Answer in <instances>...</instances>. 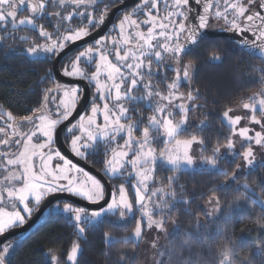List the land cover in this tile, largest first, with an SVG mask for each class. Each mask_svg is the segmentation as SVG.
Returning <instances> with one entry per match:
<instances>
[{
    "label": "snow or ice",
    "instance_id": "obj_1",
    "mask_svg": "<svg viewBox=\"0 0 264 264\" xmlns=\"http://www.w3.org/2000/svg\"><path fill=\"white\" fill-rule=\"evenodd\" d=\"M116 4L117 0H0V50L23 58L22 62L52 65L37 81L51 82L52 86L41 91L30 114L0 111V236L25 225L34 208L39 209L55 194L68 193L89 206L50 204L51 213L67 215L77 235L65 264H79V237L86 235L89 225L95 227L109 217L116 218L112 221L116 227L135 220L131 235L124 238L132 248L119 253L116 264H200L201 252L193 253L192 240H198L209 252L215 251V264H253L251 257L236 261L237 247L232 246L226 230L228 242L213 244L208 222H215L224 212V202L215 189L210 190L204 206L207 222L196 216L194 230H181L171 213L177 204L191 203L183 185L176 183V172H216L236 182L242 166L237 164L231 173L220 168L218 161L224 158L221 149L229 156H238L249 170L257 167V150L264 152V67L260 66H253L247 74L259 89L222 113L229 128L224 144L217 143L211 155L205 156L202 137L191 134L181 138L190 124V111L207 104V97L193 84L195 62L185 61V56L199 44L204 30L219 27L238 34L236 46L241 54L264 60V0H134L130 7L126 0H119L118 15L112 19ZM25 9L29 15L17 19ZM105 25L103 35L56 68L68 47ZM21 26H28L36 35H19ZM8 40L13 43L6 44ZM211 59L221 57L213 55ZM161 68L174 72L170 81L164 77L166 92L151 79ZM58 72L73 82L62 81ZM81 81L85 87L80 86ZM185 85L187 90L181 91ZM139 88H143V95H134ZM85 97H89L87 108L70 121ZM140 101L152 111L142 128V119L133 120L127 106ZM240 109L245 110L243 116L231 114ZM199 126H206L205 122ZM61 132L70 137L65 143L74 158L102 155V175L108 181L122 178L123 182L106 192L107 181L102 182L62 153L58 144ZM161 141L163 147L157 150L153 145ZM237 143L243 151H237ZM194 144L201 150L198 169L197 157L192 154ZM259 166L264 168V162ZM159 167L174 174L167 177V185L156 188L151 185L158 181L155 173ZM257 187L264 190L262 185ZM129 188L134 197H130ZM236 191L245 203L259 206L258 212L248 209L247 214L257 229L264 230V195L248 182L237 184ZM227 209L225 221L231 219L233 211L243 210L240 199L229 202ZM184 210L191 214L187 207ZM103 238L115 239L107 231ZM249 243L264 264V238L256 237ZM15 244V237L0 243V264H10ZM137 248H141L139 253ZM47 252L51 264H61L60 249L49 247Z\"/></svg>",
    "mask_w": 264,
    "mask_h": 264
},
{
    "label": "trees",
    "instance_id": "obj_2",
    "mask_svg": "<svg viewBox=\"0 0 264 264\" xmlns=\"http://www.w3.org/2000/svg\"><path fill=\"white\" fill-rule=\"evenodd\" d=\"M18 34L26 35L29 38L34 37L31 30L23 31L21 29ZM5 43L11 44L13 42L8 40ZM16 43L21 44L23 42L16 41ZM211 54L220 56V61L217 63L210 62L209 56ZM22 59L11 54V52L5 55L4 51L0 50V111L11 110L17 116L28 115L29 110L37 106L41 91L45 87L52 86L51 82L37 84V81L44 76L48 63L43 61L22 62ZM187 60L195 62L193 84L199 88L201 94L207 97V104L204 108L190 111V124L187 130L181 134V138H187L191 134L202 137L205 141L203 155L207 156L211 155V150L217 143L224 144L229 134V128L221 118L225 108L235 107L242 97H246L259 89L260 86L249 80L247 74L252 72L253 66L264 67V60L241 54L236 43L226 38L200 42L185 56V61ZM165 76L170 81L174 72L165 70L154 80L162 92H166ZM29 86L32 90H29ZM180 90L186 91L187 85ZM149 111L152 114L151 109ZM201 121H204L206 126H199ZM154 145L159 144L155 143ZM197 148L196 156L198 159L201 150L199 145ZM237 151H243V148L237 146ZM221 152L224 158L218 161V165L231 173L242 159L238 156L227 155L223 148ZM260 162H264V152H260L257 156L255 170L243 167V170L238 171L236 182H232L228 180V177L216 172L201 170L176 172L175 175L178 177L176 183L183 185L184 195L191 198L190 204H177L171 213V216L178 221L180 229L194 230L196 216L207 222V218L203 215L204 206L207 196L211 194L210 190L215 189L216 194L220 195L222 202H224V212L215 222H208V230L213 236V244L228 242L224 235L226 230L232 246L237 247L235 255L237 262L244 257H251L253 264H261V257L255 255V246L249 242L256 237L264 238V230L257 229L247 214L248 209L258 212L259 206L252 205L250 202L245 203L236 191L237 184L248 182L256 188L257 193L264 195V190L257 187V185L264 186V168L259 166ZM196 168L198 169L199 166ZM173 174V171L167 167H159L155 173L158 181L153 185L157 188L164 187L168 184L167 177ZM225 183L226 187H220ZM177 193L179 195V188H177ZM237 198L240 199L243 210L233 211L231 219L225 221L224 215L228 212L227 204ZM186 207L190 209L191 214L184 210ZM137 217H139L138 213ZM115 219V217H109L108 220H104L95 227L89 225L86 235L79 237L82 245V254L78 257L79 264H116L118 254L132 248V244L126 242L124 238L131 234L135 220H130L127 224L116 227L112 224ZM105 231L109 232L115 239L105 241L103 238ZM217 232H220L221 235L217 236ZM75 240H77V235L73 223L65 214L44 212L27 233L16 237L14 251L10 256V264H51L47 252L49 247L61 250V264H65L67 251L70 250L71 244ZM190 243L193 253L201 252L200 264H204L205 260L209 261V264H215L214 250L209 252L198 240H192ZM140 251L141 248H137V253ZM185 252L187 254L186 250Z\"/></svg>",
    "mask_w": 264,
    "mask_h": 264
},
{
    "label": "flooded vegetation",
    "instance_id": "obj_3",
    "mask_svg": "<svg viewBox=\"0 0 264 264\" xmlns=\"http://www.w3.org/2000/svg\"><path fill=\"white\" fill-rule=\"evenodd\" d=\"M133 2H134V0H126V6L130 7V6L133 4ZM119 7H120V6H119V0H117V4L113 6V11H112V13H111V18H112V19H114V18L118 15ZM28 15H29V13H28V11L25 9V10L20 11V12L18 13L17 19H20V18L26 17V16H28ZM107 27H108V25H105V28H104V29H101L99 32L94 33L93 36H91V37H89V38H86V39L84 40V43H83V44H81V45L75 47L74 49H71L70 51L64 53V54L61 56L60 60H58V65H57V66H58V69L61 68V61H63L64 63H67V59H66L67 57H70V56H72L73 54H75L77 51L82 50V46H83V45L88 44V43H91L93 39L98 38V36H100V35H103V34H104V31H106ZM21 29H22L23 31L30 30V28H29L28 26H21ZM215 29H221V28H219V27H211V28H208V29L204 30V32H205V31H207V32H209V31H213V30H215ZM31 31H32V30H31ZM33 35L35 36L36 33L33 32ZM229 40H230V39H229ZM204 41H215V38H202V39L199 41V43H200V42H204ZM230 41H231V40H230ZM232 42H233V41H232ZM234 43H235V42H234ZM49 67H52V65L48 64L47 68H49ZM88 70H89V71H92V70H94V68H89ZM165 70H167V69H166V68H161L158 72H156L155 75H153V76L151 77V79L153 80L154 83H155L154 80H155L157 77H159L161 74H163V72H164ZM146 78H147V77H146ZM143 93H144L143 88H139L137 91L134 92V95H143ZM88 99H89V97H85V98H84L83 103L80 105V108H81V109H80L78 115H75V114H76V112H75V113L73 114V116L70 118V121H73V122H74L76 119H78V116H79L80 114H82V113L85 111V109H86L87 106H88ZM127 106H128L129 109H130V113H129V114H130L131 118H132L133 120L142 119V123H141L140 127H141V128L144 127V126L147 124V117L151 115V114L149 113V112H150V111H149L150 109H149L148 107H146L145 102H143V101L135 102V103H134V102H128V103H127ZM141 113L143 114L142 117L140 116ZM29 114H30V113H29ZM73 118H74V119H73ZM136 135L139 136V135H140V132H139V131L136 132ZM65 139L70 140V137H67V138H66V137L64 136L63 132H61V135H60V139H59V141H58V144H59V145L62 144V145H64V147L66 148V150H64V149L62 150V153L65 154V155L68 154V155H69V158H73V159H74V162H76L80 167H83V168H84L86 171H88L90 174L96 175L98 179H101V180H102V182L107 181L106 186L108 187L109 192L111 191L113 185H115V184H119V183L123 182V181H122V178H121V179L112 180V181H108V178H107V177H104V176L102 175V173H101L102 159H103L102 155L88 156L87 159L74 158V157L72 156V154L70 153V151H69V148H68L67 143H65ZM121 142H122V141H121ZM126 186H127V185H126ZM129 191L132 192V189L129 188ZM62 195H69V196H71V195L68 194V193H57V194H55L54 196H62ZM72 197H73V196H72ZM75 198H76V197H75ZM77 199H79V198H77ZM79 200H81V199H79ZM81 201H83V200H81ZM56 202H59V203L62 205L64 202H70V201L60 199V200H57ZM84 202H86V201H84ZM34 209H35V208H34ZM47 210H49V208H48ZM47 210H46V211H47ZM46 211H45V212H46ZM65 215H66V214H65ZM66 216H67V215H66Z\"/></svg>",
    "mask_w": 264,
    "mask_h": 264
},
{
    "label": "water",
    "instance_id": "obj_4",
    "mask_svg": "<svg viewBox=\"0 0 264 264\" xmlns=\"http://www.w3.org/2000/svg\"><path fill=\"white\" fill-rule=\"evenodd\" d=\"M238 34H233L229 31H226V30H222V29H215L213 31H205L203 33V38H226V39H230L231 41L235 42L236 43V36ZM84 41H79V42H76L74 45L68 47L64 53L70 51L71 49H74L75 47L83 44ZM63 53V54H64ZM62 54V55H63ZM58 61L56 63V68L58 69ZM59 78L62 80V81H65V82H73L71 80H69V78L67 77H62L60 76L59 72L57 73ZM80 83V86L81 87H85L86 84L85 82H79ZM80 106L78 107L77 111H76V114L75 115H78L79 111H80ZM74 119V118H73ZM59 147L61 148V150H66V148L64 147V145H59ZM66 156L69 157V155L67 154ZM106 192H109V189L108 187L106 186ZM68 200L70 202H73L77 205H82V206H89L87 204V202H84V201H81L75 197H72V196H69V195H62V196H53L49 199V202L48 203H45L42 205V207H40L39 209H34L33 211V215L27 219V222L25 225H23L22 227H19L15 230H12V231H9L8 233L4 234L3 236H0V243H3L7 240H10L12 237H19V236H22L24 235L25 233H27L36 223L37 221L39 220V218L42 216V214L50 207V204L51 203H55L57 200ZM73 223V222H72Z\"/></svg>",
    "mask_w": 264,
    "mask_h": 264
},
{
    "label": "rangeland",
    "instance_id": "obj_5",
    "mask_svg": "<svg viewBox=\"0 0 264 264\" xmlns=\"http://www.w3.org/2000/svg\"><path fill=\"white\" fill-rule=\"evenodd\" d=\"M213 55H216V54H211L210 56H209V61L210 62H212V63H217V62H219L220 60H213V59H211V57L213 56ZM233 108H235V107H233ZM244 111L245 110H242V109H240V110H236V111H234L233 113H231V114H233V115H244ZM177 119L179 118V116L177 115V117H176ZM244 121L242 120V122H241V126H243L244 125ZM256 128H257V130H259V126H256ZM157 144H159V145H157V146H155V145H153L154 147H156L157 148V150H159L160 148H162L163 147V143H162V141L161 142H159V143H157ZM237 146H240V144L239 143H237ZM193 149H194V151H193V155L195 156V157H197L196 156V151H197V145H193ZM259 153H260V151L259 150H257V156L259 155ZM240 165L242 166L241 167V170H243L242 168L244 167L243 165H244V162H243V160H241V162H240ZM196 166H199V160L197 159V165ZM244 168H246V167H244ZM152 187H156V186H154L153 184L151 185ZM157 188V187H156ZM129 195H130V197H134V191L132 190V192H130L129 191ZM8 210H11V209H8ZM34 211V210H33ZM47 212H49V210H47L46 211V213ZM138 213V212H137ZM139 214V213H138ZM131 235V234H130ZM129 235V236H130Z\"/></svg>",
    "mask_w": 264,
    "mask_h": 264
}]
</instances>
